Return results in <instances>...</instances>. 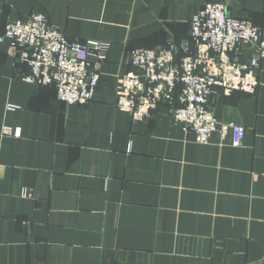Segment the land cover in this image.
I'll return each mask as SVG.
<instances>
[{
  "label": "crops",
  "instance_id": "crops-1",
  "mask_svg": "<svg viewBox=\"0 0 264 264\" xmlns=\"http://www.w3.org/2000/svg\"><path fill=\"white\" fill-rule=\"evenodd\" d=\"M212 1L0 0V33L42 12L109 44L94 98L70 105L23 81L0 42V264H264V61L254 93L212 91L215 117L245 128L239 146L196 143L166 106L141 122L114 106L128 52L179 48ZM219 1L264 31V0Z\"/></svg>",
  "mask_w": 264,
  "mask_h": 264
},
{
  "label": "built area",
  "instance_id": "built-area-1",
  "mask_svg": "<svg viewBox=\"0 0 264 264\" xmlns=\"http://www.w3.org/2000/svg\"><path fill=\"white\" fill-rule=\"evenodd\" d=\"M3 40H8L11 54L27 66L23 81L53 85L57 99L70 105L94 98L108 43L73 39L42 12L7 21L0 33ZM243 50L247 57H242ZM128 58L132 69L119 75L117 110L141 122L158 106H166L173 122L192 132L196 143H208L217 132L228 137L232 146L241 144L245 128L217 119L211 95L217 86L226 94L255 92L264 61L263 29L231 16L221 1L214 0L195 12L188 37L179 48L174 43L160 49L137 47L128 52ZM8 108L14 109L13 105ZM11 132L5 128L3 133Z\"/></svg>",
  "mask_w": 264,
  "mask_h": 264
}]
</instances>
